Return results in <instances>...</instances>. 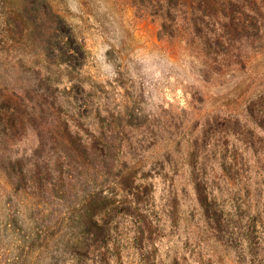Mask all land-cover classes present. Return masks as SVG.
Returning a JSON list of instances; mask_svg holds the SVG:
<instances>
[{
  "label": "trees",
  "instance_id": "1",
  "mask_svg": "<svg viewBox=\"0 0 264 264\" xmlns=\"http://www.w3.org/2000/svg\"><path fill=\"white\" fill-rule=\"evenodd\" d=\"M131 1L202 74L234 73L264 44V0ZM84 63V41L50 0H0V264H229L241 239L229 136L254 146L252 132L187 87L198 135L179 116L113 139L114 114L88 92ZM251 242L248 264H264L263 243ZM245 258L237 250L235 262Z\"/></svg>",
  "mask_w": 264,
  "mask_h": 264
},
{
  "label": "rangeland",
  "instance_id": "2",
  "mask_svg": "<svg viewBox=\"0 0 264 264\" xmlns=\"http://www.w3.org/2000/svg\"><path fill=\"white\" fill-rule=\"evenodd\" d=\"M50 1L84 41L81 78L91 97L114 114L113 139H122L126 130L128 135L141 133L150 121L169 125L179 116L184 119L183 126L198 135L196 109L185 106L183 91L187 87H199L211 110L238 117L245 133L252 132L254 146L242 145L238 139L244 137L237 134L229 136L232 145L240 147L233 151L235 161H241L231 168L229 179L231 229L235 237H241H237V247L230 249L229 264H237L239 249L248 264L253 238L259 239L264 249V44L234 73L202 74L200 62L190 63L177 44L158 39V22L131 0ZM171 52L177 58H169ZM58 89L64 92L63 85ZM151 115H157L155 121ZM90 116L84 123L98 119L94 111ZM122 128L125 132H120ZM80 135L90 136L85 130ZM4 186L0 172V209L6 197ZM13 207L19 209L20 205L14 201ZM51 260L48 257L46 262Z\"/></svg>",
  "mask_w": 264,
  "mask_h": 264
}]
</instances>
